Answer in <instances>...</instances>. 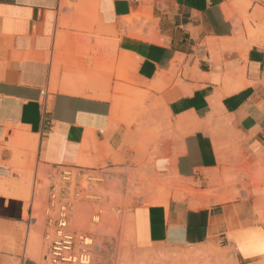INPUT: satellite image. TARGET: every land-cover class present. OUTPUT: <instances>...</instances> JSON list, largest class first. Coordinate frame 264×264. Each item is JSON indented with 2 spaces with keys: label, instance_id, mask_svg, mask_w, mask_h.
<instances>
[{
  "label": "crops",
  "instance_id": "1",
  "mask_svg": "<svg viewBox=\"0 0 264 264\" xmlns=\"http://www.w3.org/2000/svg\"><path fill=\"white\" fill-rule=\"evenodd\" d=\"M67 1L77 11L92 2L101 33L117 41V59L121 53L129 57L133 78L158 98L168 117L170 131L158 143L153 170L212 193L136 203L137 249L186 248L190 256L181 261L188 264H264V0H0L3 162L12 159L14 132L35 138L34 161L44 167L105 161L113 170L124 167L111 162L144 159L132 151L141 132L115 117V78L106 86L97 79L85 82L69 63L52 68ZM143 12L154 31L145 29L140 39L128 36L124 19ZM153 82L156 89L148 88ZM225 143L232 148L230 161L251 171L247 190L235 199L233 185L224 186ZM16 144L23 145L20 139ZM26 214L22 201L0 194V264H42L17 252Z\"/></svg>",
  "mask_w": 264,
  "mask_h": 264
},
{
  "label": "rangeland",
  "instance_id": "2",
  "mask_svg": "<svg viewBox=\"0 0 264 264\" xmlns=\"http://www.w3.org/2000/svg\"><path fill=\"white\" fill-rule=\"evenodd\" d=\"M86 3L88 7L83 11L75 10L74 3L68 1L62 6L67 7L68 13L60 14L52 68L58 65L59 71L61 65L69 63L68 66L77 70L79 78H83L85 82L97 79L101 80L106 86L109 85L112 78H115L116 83L113 87L114 97L112 102L118 108L117 120L126 124L127 127H135L138 133L141 132V142L136 148H132V151L144 157V159L134 158L127 162L115 161L110 164L124 167L123 169L108 170V164L105 161L101 164L91 162H84L83 165L78 164L84 167L104 168L103 170L106 173V177L98 191L101 198L95 203L99 207L91 203L85 209L87 217H92L93 214L98 215V221L88 225V232L92 238L89 264H188L189 262L181 261L185 254L186 257L190 256L189 252H184L187 251L186 248L160 246L168 252H140L133 237V209L138 202H143L146 206H152L166 203L171 197L175 199H185L187 197L197 199L202 197V199H205L204 196L208 193L204 194V192L209 190L204 192L194 191L172 177L163 178L170 173L160 175L153 170V163L160 155L158 143L170 131L169 119L160 110L161 104L158 98L154 97L151 92L142 89L141 87L145 86L133 78L134 64L129 57L121 53L119 59H117V41H110L103 36L99 22L90 9L93 7L92 2L87 1ZM248 6H244L243 9ZM245 19L247 21L248 18L245 17ZM129 21L132 23L130 24ZM152 22L150 16L143 12L138 16L125 18L123 23L128 36L140 39L143 38L145 29L148 30V33L154 31ZM146 37L144 38L146 40L151 38L149 35ZM58 71L54 79L51 77V92L56 91L54 85L58 84ZM147 87L156 89L157 85L153 82ZM101 92L108 95L102 89ZM221 146L223 163L228 165L224 174V186L232 184L233 199L239 198L242 196V192L247 190L246 180H248V174L251 172L250 168L246 166L236 167V162L229 159L232 155L230 144L225 143ZM14 149L16 157L20 159L16 166L11 167V174L16 173L18 177H10L8 181L0 180L4 182L0 185L2 190L7 191L4 195L7 198H14L7 195L11 188L15 191H24L25 196L23 198L14 199L22 201L27 211L30 197L31 170L34 165L35 153H32L27 144H16ZM3 150L0 148V156ZM7 162L0 160V165L6 166ZM232 171L236 172V176L233 178L230 177ZM113 175L117 176L118 180L113 178ZM45 184H48L47 181H45ZM8 185L9 188L6 187ZM191 192L197 195H188ZM46 197L47 190H44L41 200L45 201ZM39 207L40 205L34 204L32 217L37 219V223L35 231L31 232L28 243L32 236L36 239L32 242L33 245H30L25 251V222L28 219L26 214V216L24 215V223L20 225L21 239L17 252L22 255L25 251L26 258L46 264L41 258L46 252V246L41 234L43 218L37 212ZM178 252L182 253L178 254ZM206 263L207 261H205Z\"/></svg>",
  "mask_w": 264,
  "mask_h": 264
},
{
  "label": "built area",
  "instance_id": "3",
  "mask_svg": "<svg viewBox=\"0 0 264 264\" xmlns=\"http://www.w3.org/2000/svg\"><path fill=\"white\" fill-rule=\"evenodd\" d=\"M2 169L0 165V172ZM103 169L82 166L50 168L34 161L27 208L28 219L25 222V249L31 232L36 229L37 219L32 217L36 203L40 205L38 215L43 218L41 234L46 246L43 262L89 264L92 238L88 225L98 221V215L87 217L85 209L101 198L98 191L106 177ZM11 176L18 177L17 174ZM44 190H47V197L42 201Z\"/></svg>",
  "mask_w": 264,
  "mask_h": 264
},
{
  "label": "bare ground",
  "instance_id": "4",
  "mask_svg": "<svg viewBox=\"0 0 264 264\" xmlns=\"http://www.w3.org/2000/svg\"><path fill=\"white\" fill-rule=\"evenodd\" d=\"M128 21V20H127ZM131 21H129V23H130ZM127 23V22H126ZM132 23V22H131ZM115 100V99H114ZM115 114V113H114ZM115 117H117V116H115ZM12 139H14L15 141L17 140H19L20 139V141H22V143H23V145H26L27 144V146L31 149V151H32V153H35V151H36V142H35V138L34 137H32V136H30V137H28V136H26V135H19L17 132H14L13 133V135H12V137H11ZM16 141V142H17ZM16 142H12L10 145H8V148L13 152V156H12V159L10 160V162H8V166L6 165V166H2L1 165V167L3 168L2 169V171L0 172V180H5V181H8L9 180V178L11 177L12 178V176H11V167L12 166H16L17 165V162L19 161V159L20 158H18V157H16V154H15V145H16ZM35 155V154H34ZM10 163V164H9ZM84 167V166H83ZM12 174H16V173H12ZM4 182H1L0 181V184H3ZM6 187H10L9 185L8 186H6ZM6 190H8V189H6ZM5 193H7V191H4V190H2V186L0 185V194L1 195H5ZM212 194V193H211ZM211 194H207L205 197H209ZM7 195H9V196H12V197H14V198H18V199H21V198H23L24 196H25V192L24 191H22V190H14L13 188H11V189H9V192H8V194ZM188 195H190V196H195V195H197L196 193H194V192H191L190 194H188ZM213 197V196H212ZM215 197H217V195L216 196H214V198ZM219 197V196H218ZM227 198H220L219 199V201H223V200H226ZM95 206L96 207H99V205H97V204H95ZM95 221V220H94ZM90 224H93V222H91ZM131 225V224H130ZM132 227V226H131ZM128 230V229H127ZM33 237V236H32ZM31 237V240L29 241V243H28V245H27V247H26V249H25V251L27 250V248L31 245H33L32 244V242H34V240L36 239V238H32ZM38 239V238H37ZM42 245V244H41ZM42 249V248H41ZM24 251V252H25ZM176 253V252H175ZM196 253H198V252H196ZM188 255V254H187ZM192 255V254H191ZM194 255V254H193ZM198 255V254H197ZM36 256H37V254H36ZM185 256H186V254H185ZM188 257V256H187ZM37 258V257H36ZM41 258H42V256H41ZM169 258V257H168ZM196 258H197V256H196ZM194 259H195V257H194ZM206 264H209V261H207V263Z\"/></svg>",
  "mask_w": 264,
  "mask_h": 264
}]
</instances>
